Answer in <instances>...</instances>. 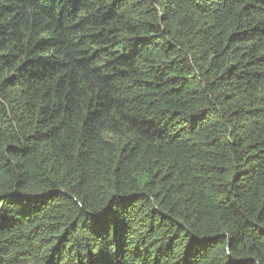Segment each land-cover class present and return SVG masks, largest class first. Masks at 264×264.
Here are the masks:
<instances>
[{"label": "trees", "instance_id": "obj_1", "mask_svg": "<svg viewBox=\"0 0 264 264\" xmlns=\"http://www.w3.org/2000/svg\"><path fill=\"white\" fill-rule=\"evenodd\" d=\"M0 264H264V0H0Z\"/></svg>", "mask_w": 264, "mask_h": 264}]
</instances>
